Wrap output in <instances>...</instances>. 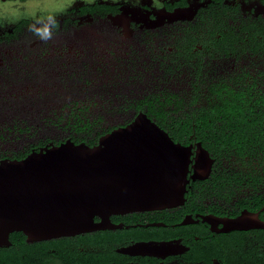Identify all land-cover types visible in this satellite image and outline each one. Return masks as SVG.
Masks as SVG:
<instances>
[{"label":"flooded vegetation","instance_id":"1","mask_svg":"<svg viewBox=\"0 0 264 264\" xmlns=\"http://www.w3.org/2000/svg\"><path fill=\"white\" fill-rule=\"evenodd\" d=\"M34 1L0 0V71L6 65L2 54L6 44L22 40L25 34L33 37L28 42L30 46L38 45L48 52L54 46L50 41L53 36L63 34L68 26L95 25L104 20L128 46L141 42L144 52L142 73L138 74L154 81L141 100H131L121 108L130 114H125L117 124L97 127L95 121L80 118L76 113L88 109L90 102L74 101L70 104L76 115L72 134L39 141L21 152H0V159H20L31 151L65 141L93 146L101 136L128 125L138 114H144L173 141L192 145L193 154L183 204L113 214L109 221L115 227L74 235L29 240L24 234H15L18 239L13 240L10 233L9 245L0 247V264H264V229L222 232L221 223L212 225L199 217H235L247 209L257 212L264 221V184L254 188L247 184L246 177L242 186H231L229 176L222 192L203 191L209 178L224 172L218 169L216 155L202 144L196 131L197 127L216 122H223L219 126H264V102H257V94L264 95V71H257L259 61L264 65V0H44L45 9H2L6 3L20 8ZM16 13L28 14L16 17ZM49 16L56 19L57 27L45 42L29 31V26L38 20L47 23ZM65 49V45L58 44L51 53L62 54ZM133 63L138 69V64ZM221 111L226 113L222 120ZM4 123L5 119L0 118V125ZM198 142L212 159L210 174L205 179L190 177ZM263 169L257 167V181ZM244 187H252L254 192L224 205L204 202L209 194L225 195ZM186 216L198 221L182 224ZM175 239L181 241L185 251L166 256L125 251L138 242Z\"/></svg>","mask_w":264,"mask_h":264},{"label":"water","instance_id":"2","mask_svg":"<svg viewBox=\"0 0 264 264\" xmlns=\"http://www.w3.org/2000/svg\"><path fill=\"white\" fill-rule=\"evenodd\" d=\"M192 154V145L173 141L138 114L93 146L65 141L20 159H0V247L9 245L15 231L41 240L113 227L109 221L113 214L177 207L185 199ZM193 159L190 177L207 178L212 159L199 142ZM199 217L212 225L221 223L222 232L264 229L257 212L247 209L235 217ZM197 221L186 216L181 223ZM185 250L179 239L125 248L158 256Z\"/></svg>","mask_w":264,"mask_h":264},{"label":"rangeland","instance_id":"3","mask_svg":"<svg viewBox=\"0 0 264 264\" xmlns=\"http://www.w3.org/2000/svg\"><path fill=\"white\" fill-rule=\"evenodd\" d=\"M45 3L36 0L20 8L6 3L2 9L26 7L32 11L45 9ZM32 38L25 34L22 40L7 43L5 52H1L6 63L0 71V118L5 119L0 125L1 153L21 152L39 141L58 140L72 134L76 125L73 115H76L70 104L74 101L90 102L88 109L76 113L80 118L95 121L97 127L115 125L125 114H130L121 108L131 100H141L152 87L153 78L138 74V71L142 73L144 52L141 42L128 46L104 20L95 25L68 26L63 34L53 36L55 41H50L54 46L65 45L62 54L51 53L54 46L48 52L41 46H30L28 42ZM135 58H139L137 63H133ZM132 63L138 64V69ZM259 70L264 71L260 61ZM218 167L224 174L247 170L234 156L220 160ZM253 192L252 187H244L225 195L209 194L204 202L224 205L228 200Z\"/></svg>","mask_w":264,"mask_h":264},{"label":"trees","instance_id":"4","mask_svg":"<svg viewBox=\"0 0 264 264\" xmlns=\"http://www.w3.org/2000/svg\"><path fill=\"white\" fill-rule=\"evenodd\" d=\"M259 102H264V95H258ZM253 97V96H250ZM225 112H219V119H223ZM244 118V117H242ZM250 118V117H249ZM252 120L256 117H252ZM216 125L197 127V135L203 139L202 144L216 155L218 161L234 156L247 167L246 174L235 173L233 175L216 174L215 178L211 177L203 185V191L222 192L228 184L230 176V184H238L242 186L247 177V184L256 188L257 184H264V169L261 171V178L257 181V167L264 168V126H257L256 123H246L245 125H221L223 122H216ZM89 126H84L88 129ZM83 128V129H84ZM217 189L212 190V188ZM199 188V187H198ZM197 189V188H196ZM209 191V192H210ZM257 197V196H255ZM15 234L23 236L20 231L12 232V239H18ZM15 236V237H14Z\"/></svg>","mask_w":264,"mask_h":264},{"label":"clouds","instance_id":"5","mask_svg":"<svg viewBox=\"0 0 264 264\" xmlns=\"http://www.w3.org/2000/svg\"><path fill=\"white\" fill-rule=\"evenodd\" d=\"M47 23H41L39 20L29 26V31L33 32L42 41H48L53 36V30L57 27V21L54 17L49 16ZM39 25V26H37Z\"/></svg>","mask_w":264,"mask_h":264}]
</instances>
